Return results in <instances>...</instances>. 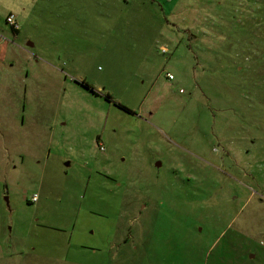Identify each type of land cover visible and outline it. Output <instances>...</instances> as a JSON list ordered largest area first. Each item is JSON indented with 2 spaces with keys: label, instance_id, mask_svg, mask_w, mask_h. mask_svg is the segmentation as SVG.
I'll use <instances>...</instances> for the list:
<instances>
[{
  "label": "rangeland",
  "instance_id": "obj_1",
  "mask_svg": "<svg viewBox=\"0 0 264 264\" xmlns=\"http://www.w3.org/2000/svg\"><path fill=\"white\" fill-rule=\"evenodd\" d=\"M0 264H264V0H0Z\"/></svg>",
  "mask_w": 264,
  "mask_h": 264
},
{
  "label": "built area",
  "instance_id": "obj_2",
  "mask_svg": "<svg viewBox=\"0 0 264 264\" xmlns=\"http://www.w3.org/2000/svg\"><path fill=\"white\" fill-rule=\"evenodd\" d=\"M6 22L9 24V26L12 28V30L17 31L19 29L18 23L16 22L15 16L11 13H8V15L6 16ZM173 74L171 73H167L166 77L168 79H172ZM37 200V195H33L31 198V201H36Z\"/></svg>",
  "mask_w": 264,
  "mask_h": 264
},
{
  "label": "water",
  "instance_id": "obj_3",
  "mask_svg": "<svg viewBox=\"0 0 264 264\" xmlns=\"http://www.w3.org/2000/svg\"><path fill=\"white\" fill-rule=\"evenodd\" d=\"M27 45L32 46L33 44L32 43H28Z\"/></svg>",
  "mask_w": 264,
  "mask_h": 264
},
{
  "label": "trees",
  "instance_id": "obj_4",
  "mask_svg": "<svg viewBox=\"0 0 264 264\" xmlns=\"http://www.w3.org/2000/svg\"><path fill=\"white\" fill-rule=\"evenodd\" d=\"M14 31V30H13ZM14 33H17V31H14Z\"/></svg>",
  "mask_w": 264,
  "mask_h": 264
},
{
  "label": "flooded vegetation",
  "instance_id": "obj_5",
  "mask_svg": "<svg viewBox=\"0 0 264 264\" xmlns=\"http://www.w3.org/2000/svg\"><path fill=\"white\" fill-rule=\"evenodd\" d=\"M123 242H125V239H123Z\"/></svg>",
  "mask_w": 264,
  "mask_h": 264
},
{
  "label": "crops",
  "instance_id": "obj_6",
  "mask_svg": "<svg viewBox=\"0 0 264 264\" xmlns=\"http://www.w3.org/2000/svg\"><path fill=\"white\" fill-rule=\"evenodd\" d=\"M18 31V30H17Z\"/></svg>",
  "mask_w": 264,
  "mask_h": 264
}]
</instances>
